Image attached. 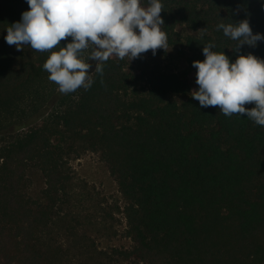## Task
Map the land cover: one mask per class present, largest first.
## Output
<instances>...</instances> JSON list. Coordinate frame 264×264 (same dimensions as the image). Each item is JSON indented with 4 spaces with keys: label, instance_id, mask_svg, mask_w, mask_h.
Returning <instances> with one entry per match:
<instances>
[{
    "label": "trees",
    "instance_id": "obj_1",
    "mask_svg": "<svg viewBox=\"0 0 264 264\" xmlns=\"http://www.w3.org/2000/svg\"><path fill=\"white\" fill-rule=\"evenodd\" d=\"M162 4L165 49L94 61L103 71L89 69L91 87L62 93L43 68L60 46L40 52L8 45L6 28L28 4L0 0V264H56L41 238L67 199L68 158L83 149L100 153L127 201L133 243L118 250L123 259L264 264V126L246 114L225 116L219 106L202 108L190 93L198 88L192 61L204 59L209 41L232 61L248 53L264 59V41L237 51L216 28L248 19L264 34V0ZM173 46L184 51L183 72L157 59ZM32 165L45 181L39 199L25 191Z\"/></svg>",
    "mask_w": 264,
    "mask_h": 264
},
{
    "label": "clouds",
    "instance_id": "obj_2",
    "mask_svg": "<svg viewBox=\"0 0 264 264\" xmlns=\"http://www.w3.org/2000/svg\"><path fill=\"white\" fill-rule=\"evenodd\" d=\"M26 3L28 9L6 28L4 40L17 50L24 44L40 52L59 45L58 51H51L43 68L62 93L91 87L90 60L102 62L111 55L132 60L149 50L155 55L158 48L165 49L167 45V34L160 27L164 25L160 15L162 0H147V7L142 6L141 0H26ZM216 28L237 42V51L243 45L255 47L264 41V34L254 33L248 19L221 22ZM89 46L94 48L85 62L81 54ZM215 47L209 41L202 48L204 59L192 61L198 85L190 92L192 98L202 108L219 106L225 116L246 114L254 123L264 126V59L248 53L232 61L224 51H213ZM95 71L102 73L103 64L96 63ZM252 102L254 107H245Z\"/></svg>",
    "mask_w": 264,
    "mask_h": 264
},
{
    "label": "rangeland",
    "instance_id": "obj_3",
    "mask_svg": "<svg viewBox=\"0 0 264 264\" xmlns=\"http://www.w3.org/2000/svg\"><path fill=\"white\" fill-rule=\"evenodd\" d=\"M182 33L191 32L181 26ZM94 46L81 58L89 61ZM178 46L168 47L157 59L164 68L186 70L185 54ZM95 60H90L92 67ZM194 74H191L193 77ZM70 173L67 199L59 204L42 234L41 246L56 264H132L119 249L130 248L125 206L127 201L117 180L98 151L83 149L68 158ZM45 186L43 174L32 165L27 171L25 191L39 199Z\"/></svg>",
    "mask_w": 264,
    "mask_h": 264
}]
</instances>
